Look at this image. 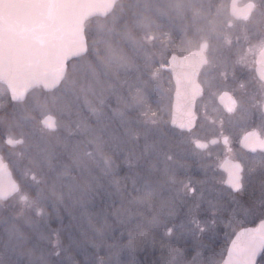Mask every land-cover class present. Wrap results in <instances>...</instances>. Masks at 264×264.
<instances>
[{"label":"rangeland","instance_id":"obj_1","mask_svg":"<svg viewBox=\"0 0 264 264\" xmlns=\"http://www.w3.org/2000/svg\"><path fill=\"white\" fill-rule=\"evenodd\" d=\"M125 2L109 22L90 24L92 45L59 88L33 91L12 108L15 128L8 136L26 138L27 157L39 150L42 132L62 142L43 160L59 202L37 203L36 196L24 207L39 221L31 228L27 264H219L226 252L230 236L205 238L202 224L187 217L200 195L189 193L183 152L167 151L183 134L168 125L165 76L145 61L155 49L160 63L166 59L171 34L184 36L187 16L197 8L200 20L208 0ZM128 9L140 35L135 40L120 26ZM46 115L55 118V131L43 128ZM50 218L56 222L40 223ZM10 226L16 239L7 247L18 254L24 230Z\"/></svg>","mask_w":264,"mask_h":264},{"label":"flooded vegetation","instance_id":"obj_2","mask_svg":"<svg viewBox=\"0 0 264 264\" xmlns=\"http://www.w3.org/2000/svg\"><path fill=\"white\" fill-rule=\"evenodd\" d=\"M207 6L200 20L197 8L187 16L184 36L171 34L166 59L159 65L168 88V125L183 134L181 144L166 147L173 154L183 152L182 167L190 176L189 182L193 181L189 193L200 195L190 202L189 221L202 224L200 233L205 238L221 241L230 236L231 241L239 230L264 220V0H208ZM154 53L160 51L155 49ZM192 53L199 61L195 78L199 95L192 109L196 118L193 128L181 131L170 126L177 87L173 75L162 67L172 55ZM190 78V72L185 73L188 91ZM184 100L188 102L189 97ZM19 104L0 84V158L17 183L13 195L0 199V264H14L16 256L18 263L27 264L31 228L33 222H39L24 207L37 196L42 177L25 153L26 138L8 136L15 128L12 108ZM41 213L37 211V215ZM42 220V224L56 222L53 218ZM10 223L24 230L18 239L24 248V253L20 248L18 254L23 253V258L7 247L10 237L16 239ZM192 233H197L194 228ZM257 264H264V252Z\"/></svg>","mask_w":264,"mask_h":264},{"label":"water","instance_id":"obj_3","mask_svg":"<svg viewBox=\"0 0 264 264\" xmlns=\"http://www.w3.org/2000/svg\"><path fill=\"white\" fill-rule=\"evenodd\" d=\"M119 1L0 0V84L5 86L10 99L21 103L34 90L52 92L59 88L67 77L69 63L88 52L86 23L106 18ZM198 62L196 53L172 55L162 67L173 75L177 87L170 126L181 131L190 130L195 124L192 109L199 95L195 87ZM187 72L191 74L187 82L189 91L184 82ZM187 96L188 102L184 100ZM41 124L49 131L56 130L51 115H46ZM7 142L16 144L10 139ZM13 180L0 158L1 200L16 192L17 183ZM229 242L221 264H257L264 252V220L239 230Z\"/></svg>","mask_w":264,"mask_h":264},{"label":"clouds","instance_id":"obj_4","mask_svg":"<svg viewBox=\"0 0 264 264\" xmlns=\"http://www.w3.org/2000/svg\"><path fill=\"white\" fill-rule=\"evenodd\" d=\"M211 23V20H209ZM154 34V33H153ZM108 68L109 65L105 64ZM73 82L69 80V87H73ZM43 103L50 104L51 101H44ZM62 146L61 140L55 136L42 132V139L39 145V150L33 154L31 164L38 175L42 177L41 184L37 190L36 202L40 203L48 199H59V187L58 184L52 180L44 171L43 160L45 157L53 155Z\"/></svg>","mask_w":264,"mask_h":264},{"label":"trees","instance_id":"obj_5","mask_svg":"<svg viewBox=\"0 0 264 264\" xmlns=\"http://www.w3.org/2000/svg\"><path fill=\"white\" fill-rule=\"evenodd\" d=\"M126 0H121L117 5H116V7H115V10L113 11V13L111 14V15H109L108 17H106V18H104V19H102V18H94V20L92 19V20H90V21H88L87 22V24H86V36H87V40H88V42L87 43H89V44H91L90 42H91V37H90V29H89V26H90V24H92V23H94V22H96V23H98V24H103L104 22L105 23H107V22H109L110 20H111V18H112V16H117V13L119 12V9H120V6L122 5V4H124V7L126 8L127 7V3L125 2ZM133 11L134 10H131V9H128L127 10V13H126V15H125V18H123V20H121V27L123 26V27H125V26H127L128 27V29H129V31H131L132 32V34L134 35L133 36V38L131 39V40H135V39H137V38H139L140 37V35L137 33V30H135V24H134V22L132 21V14H134L133 13ZM120 17V16H119ZM92 45V44H91ZM152 48H150L149 50H151ZM154 51H152L151 50V52H150V59H146L145 61L147 62V63H150V67H151V69L150 70H157V69H159V65H160V62H159V60L157 59V57H155V56H153L154 54ZM90 54H88V56H89ZM156 55V54H155ZM149 57V56H148ZM165 57V56H164ZM85 57H82V58H80V59H76V60H73V61H71L70 63H69V68H71V67H73V65L75 64V63H77L78 61H80V60H82V59H84ZM162 61H163V59H161ZM149 70V69H148ZM148 70H145V71H147V72H149ZM142 71H144V70H142Z\"/></svg>","mask_w":264,"mask_h":264}]
</instances>
